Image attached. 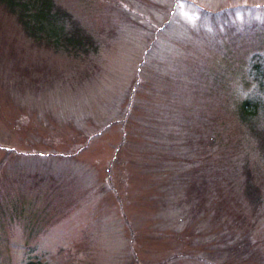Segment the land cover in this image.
<instances>
[{"label":"rangeland","instance_id":"374dc122","mask_svg":"<svg viewBox=\"0 0 264 264\" xmlns=\"http://www.w3.org/2000/svg\"><path fill=\"white\" fill-rule=\"evenodd\" d=\"M52 2L0 4V264H264V0Z\"/></svg>","mask_w":264,"mask_h":264},{"label":"trees","instance_id":"16d2710c","mask_svg":"<svg viewBox=\"0 0 264 264\" xmlns=\"http://www.w3.org/2000/svg\"><path fill=\"white\" fill-rule=\"evenodd\" d=\"M0 4L5 6L12 14H15L25 31L32 34L33 29H44V24L49 25L54 18H59L60 11L54 9L52 0H0ZM65 44L75 43L81 45L79 41L71 38H63Z\"/></svg>","mask_w":264,"mask_h":264}]
</instances>
